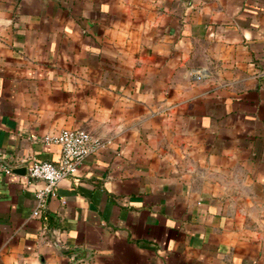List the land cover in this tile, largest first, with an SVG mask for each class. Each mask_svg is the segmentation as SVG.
<instances>
[{"label":"crops","instance_id":"1","mask_svg":"<svg viewBox=\"0 0 264 264\" xmlns=\"http://www.w3.org/2000/svg\"><path fill=\"white\" fill-rule=\"evenodd\" d=\"M0 157V264H264V0H0Z\"/></svg>","mask_w":264,"mask_h":264},{"label":"built area","instance_id":"2","mask_svg":"<svg viewBox=\"0 0 264 264\" xmlns=\"http://www.w3.org/2000/svg\"><path fill=\"white\" fill-rule=\"evenodd\" d=\"M46 143L57 144L60 156L57 162L40 161L32 158L27 166L26 178L42 180L44 187L36 190L37 206L33 216H40V208L49 196L56 195L58 183L75 176L83 160L103 145V142L92 134L81 129H63L58 134L42 138ZM11 167L0 157V174H9Z\"/></svg>","mask_w":264,"mask_h":264}]
</instances>
